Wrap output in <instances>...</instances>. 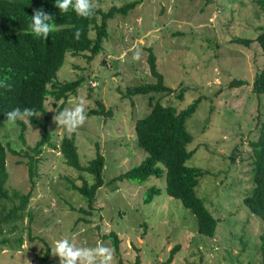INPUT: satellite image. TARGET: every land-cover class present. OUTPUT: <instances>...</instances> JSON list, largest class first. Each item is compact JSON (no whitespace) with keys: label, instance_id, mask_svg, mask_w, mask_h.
I'll list each match as a JSON object with an SVG mask.
<instances>
[{"label":"rangeland","instance_id":"374dc122","mask_svg":"<svg viewBox=\"0 0 264 264\" xmlns=\"http://www.w3.org/2000/svg\"><path fill=\"white\" fill-rule=\"evenodd\" d=\"M128 1L94 0V5L106 11ZM263 23L264 12L255 0H140L128 13L108 18V35L99 53L88 59L89 51L68 52L56 78L84 75L85 80L61 109L60 100L46 98L51 115L48 126L58 145L62 135L69 133L53 117L71 106L69 99L84 98L86 121L69 135L75 138L82 164L94 156L98 144L105 156L104 183L96 191L94 208L86 213L81 208L89 209L87 201L71 182L91 181L92 175L67 165L58 147L46 145L22 217L4 225L2 235L8 242L0 243V264H44L40 255L46 243L52 248L62 238L84 247L102 243L112 249L113 264H136L137 255L138 264H262L259 244L264 222L243 197L253 187L249 141L257 137L264 113V94L252 90L253 78L264 66V54L257 41L245 45L234 38L253 36ZM94 32L90 29L91 35ZM149 47L164 82L173 88L156 93L162 102L178 110L202 96L186 119L192 134L187 147L193 149L186 163L208 170L194 188L217 219L211 236L198 232L192 212L163 187L145 202L147 187L162 186L163 176L150 175L143 183L109 181L145 155L137 144L134 124L148 111L149 97L142 93L125 97L122 92L127 85L155 79L147 61ZM232 78L247 83L229 86ZM98 99L112 109L111 115L88 112ZM6 119L5 115L0 126L8 149L6 187L10 195L14 190L25 193L30 189L27 156L12 153L9 147L27 148L42 129L26 123L23 142L19 124H6ZM13 202L19 199L2 200L4 211ZM111 231L119 238L118 249L105 236ZM176 244L178 249L167 261ZM50 257L51 264H60L58 256L50 252Z\"/></svg>","mask_w":264,"mask_h":264},{"label":"trees","instance_id":"16d2710c","mask_svg":"<svg viewBox=\"0 0 264 264\" xmlns=\"http://www.w3.org/2000/svg\"><path fill=\"white\" fill-rule=\"evenodd\" d=\"M140 0H130L120 6L112 5L102 11L95 7L94 13L87 18L79 17L72 8L62 14L57 7L56 0H0V126L3 124L5 113L15 108L21 110L32 109L36 116L30 118V124L39 125L42 129L40 137L27 148L21 150L9 147L12 153H23L27 156L26 164L30 181V189L25 193L16 190L10 195L6 181L8 168L6 157L8 149L0 136V243H7L8 238L3 236L4 225L22 217L31 196V189L35 186L34 177L37 175L40 153L44 147H58L65 158L67 165L83 170L92 175V180L83 179L81 184L71 182L86 199L90 213L94 208L97 189L104 183L102 168L105 156L96 144L95 154L86 164L80 162V155L73 135L63 134L58 145L52 140L49 129L50 113L45 106L48 96L55 101L60 100L58 106L62 108L71 94L83 84L85 77L80 75L74 79L59 80L56 74L63 64L66 54L73 55L89 51L87 58L93 57L103 49V41L108 35V18L115 13L126 14L136 6ZM264 12V0H255ZM42 10L51 16L50 23L53 31L47 38L35 36L29 27L35 11ZM98 15L100 19L98 20ZM94 29V35L90 29ZM77 31L80 33L77 38ZM234 41L249 45L257 41L264 54V23L253 36H236ZM147 61L154 80L130 84L122 92L125 97L135 94H147L149 109L135 120V138L140 148L145 151L141 161L124 171L112 176L109 181L128 179L143 183L150 175L162 177L163 185L151 184L144 195L145 202L164 191L181 201L196 218L198 232L213 235L217 219L205 205L204 199L195 191L200 175L208 172L201 166L189 165L186 160L192 155L193 149L187 144L192 140V134L186 128V119L195 111L202 96H197L185 107L176 109L171 104L162 102L156 93H169L173 88L164 82V76L156 66V55L149 47ZM247 83L243 78H232L228 85L238 86ZM252 90L257 94H264V66L257 71L252 81ZM179 97H182L180 92ZM96 107L88 110L90 114L111 115L112 109L105 106L102 100H96ZM41 114V118L38 114ZM20 126L19 137L25 142L24 130L26 123L17 121ZM253 156L252 180L253 187L250 193L243 197V202L264 222V113L259 125L258 135L249 141ZM22 151V152H21ZM9 209L4 211L2 200H13ZM113 246L118 249L119 238L111 231ZM178 244L172 248L167 261H170ZM259 249L264 264V233L260 235ZM51 248L46 243L45 251L40 255L44 264H51ZM139 256H136V264Z\"/></svg>","mask_w":264,"mask_h":264},{"label":"clouds","instance_id":"9594fccd","mask_svg":"<svg viewBox=\"0 0 264 264\" xmlns=\"http://www.w3.org/2000/svg\"><path fill=\"white\" fill-rule=\"evenodd\" d=\"M57 7L61 13H66L69 8L83 18L90 17L94 13V0H56ZM51 16L44 13L42 10H37L32 16V22L29 25L31 32L37 37L47 38L54 30L53 24L49 21ZM80 33L77 31L76 36L79 38ZM140 53L136 52L134 59H139ZM68 108L63 109L53 117L54 122H57L60 129L72 134L78 128L84 125L86 121V102L80 97L75 100L69 99ZM6 124H15L17 121L29 123L30 118L35 117V112L30 108L21 110L15 108L5 113ZM53 256L60 258V264H113L114 254L112 249L98 242L96 247L77 246L75 241L70 238H62L55 241L51 248ZM30 264V262H29Z\"/></svg>","mask_w":264,"mask_h":264}]
</instances>
